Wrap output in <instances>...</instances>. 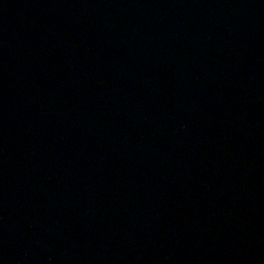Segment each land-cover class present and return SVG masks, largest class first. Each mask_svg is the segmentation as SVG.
Instances as JSON below:
<instances>
[{
  "label": "water",
  "instance_id": "1",
  "mask_svg": "<svg viewBox=\"0 0 264 264\" xmlns=\"http://www.w3.org/2000/svg\"><path fill=\"white\" fill-rule=\"evenodd\" d=\"M0 264H264V0H0Z\"/></svg>",
  "mask_w": 264,
  "mask_h": 264
}]
</instances>
